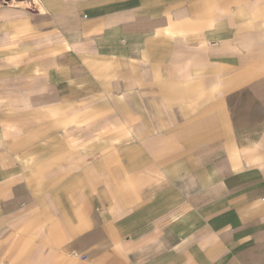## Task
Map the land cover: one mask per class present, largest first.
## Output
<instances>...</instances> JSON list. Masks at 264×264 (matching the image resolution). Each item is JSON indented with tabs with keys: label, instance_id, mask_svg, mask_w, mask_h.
<instances>
[{
	"label": "crops",
	"instance_id": "obj_1",
	"mask_svg": "<svg viewBox=\"0 0 264 264\" xmlns=\"http://www.w3.org/2000/svg\"><path fill=\"white\" fill-rule=\"evenodd\" d=\"M0 264H264V0H4Z\"/></svg>",
	"mask_w": 264,
	"mask_h": 264
},
{
	"label": "built area",
	"instance_id": "obj_2",
	"mask_svg": "<svg viewBox=\"0 0 264 264\" xmlns=\"http://www.w3.org/2000/svg\"><path fill=\"white\" fill-rule=\"evenodd\" d=\"M1 3H5V1H4V0H0V4H1Z\"/></svg>",
	"mask_w": 264,
	"mask_h": 264
}]
</instances>
